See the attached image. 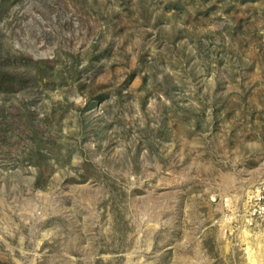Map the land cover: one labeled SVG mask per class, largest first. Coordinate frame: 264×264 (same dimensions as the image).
<instances>
[{
  "label": "rangeland",
  "instance_id": "374dc122",
  "mask_svg": "<svg viewBox=\"0 0 264 264\" xmlns=\"http://www.w3.org/2000/svg\"><path fill=\"white\" fill-rule=\"evenodd\" d=\"M264 0H0V264H264Z\"/></svg>",
  "mask_w": 264,
  "mask_h": 264
},
{
  "label": "built area",
  "instance_id": "2783aa9c",
  "mask_svg": "<svg viewBox=\"0 0 264 264\" xmlns=\"http://www.w3.org/2000/svg\"><path fill=\"white\" fill-rule=\"evenodd\" d=\"M244 217L249 227L264 226V182L250 198Z\"/></svg>",
  "mask_w": 264,
  "mask_h": 264
}]
</instances>
